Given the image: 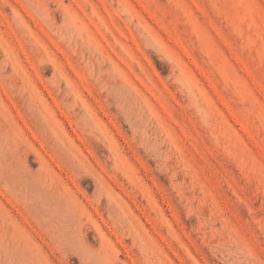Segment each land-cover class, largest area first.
I'll return each mask as SVG.
<instances>
[{"label": "rangeland", "instance_id": "obj_1", "mask_svg": "<svg viewBox=\"0 0 264 264\" xmlns=\"http://www.w3.org/2000/svg\"><path fill=\"white\" fill-rule=\"evenodd\" d=\"M0 264H264V0H0Z\"/></svg>", "mask_w": 264, "mask_h": 264}]
</instances>
